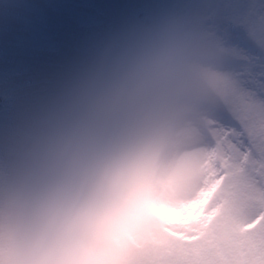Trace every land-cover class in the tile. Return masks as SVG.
I'll list each match as a JSON object with an SVG mask.
<instances>
[{"label": "clouds", "instance_id": "obj_1", "mask_svg": "<svg viewBox=\"0 0 264 264\" xmlns=\"http://www.w3.org/2000/svg\"><path fill=\"white\" fill-rule=\"evenodd\" d=\"M213 57L176 15L104 44L9 150L0 264H141L148 243L186 218L172 128Z\"/></svg>", "mask_w": 264, "mask_h": 264}, {"label": "rangeland", "instance_id": "obj_2", "mask_svg": "<svg viewBox=\"0 0 264 264\" xmlns=\"http://www.w3.org/2000/svg\"><path fill=\"white\" fill-rule=\"evenodd\" d=\"M171 15L214 51L195 103L172 128L184 217L230 181L264 186V0H0V93L11 97L0 113V172L18 133L104 44Z\"/></svg>", "mask_w": 264, "mask_h": 264}, {"label": "snow or ice", "instance_id": "obj_3", "mask_svg": "<svg viewBox=\"0 0 264 264\" xmlns=\"http://www.w3.org/2000/svg\"><path fill=\"white\" fill-rule=\"evenodd\" d=\"M173 224L155 237L148 264H264V186L230 181Z\"/></svg>", "mask_w": 264, "mask_h": 264}, {"label": "trees", "instance_id": "obj_4", "mask_svg": "<svg viewBox=\"0 0 264 264\" xmlns=\"http://www.w3.org/2000/svg\"><path fill=\"white\" fill-rule=\"evenodd\" d=\"M11 103V97L9 92L0 93V113L7 109Z\"/></svg>", "mask_w": 264, "mask_h": 264}]
</instances>
